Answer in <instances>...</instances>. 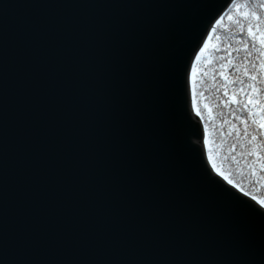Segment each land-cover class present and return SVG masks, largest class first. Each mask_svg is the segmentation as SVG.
Here are the masks:
<instances>
[{
	"label": "water",
	"instance_id": "obj_1",
	"mask_svg": "<svg viewBox=\"0 0 264 264\" xmlns=\"http://www.w3.org/2000/svg\"><path fill=\"white\" fill-rule=\"evenodd\" d=\"M229 2L0 0V264H264L261 205L192 136Z\"/></svg>",
	"mask_w": 264,
	"mask_h": 264
},
{
	"label": "trees",
	"instance_id": "obj_2",
	"mask_svg": "<svg viewBox=\"0 0 264 264\" xmlns=\"http://www.w3.org/2000/svg\"><path fill=\"white\" fill-rule=\"evenodd\" d=\"M244 1L225 13L195 61L192 96L215 170L260 203L264 200V128L259 126L264 117V44L260 43L264 0Z\"/></svg>",
	"mask_w": 264,
	"mask_h": 264
},
{
	"label": "bare ground",
	"instance_id": "obj_3",
	"mask_svg": "<svg viewBox=\"0 0 264 264\" xmlns=\"http://www.w3.org/2000/svg\"><path fill=\"white\" fill-rule=\"evenodd\" d=\"M245 3V1L244 0H230V2H229V4H227V5H225L220 11V13L218 14V16L210 23V26H209V29H208V32H207V34H206V36H205V38H204V40H203V43H202V45H201V48H200V50L202 49V47H203V45H204V43L206 42V40L208 39V37H209V39H210V35H211V32H213V31H215L214 29H216L215 27L217 26V24L223 19V17L225 16V13H227L229 10H231L232 8H234V6L237 4L238 6H242V4H244ZM238 10V9H237ZM238 11H240V10H238ZM236 19V18H235ZM222 26H226L225 24H223ZM217 30H219V29H217ZM258 44H260L259 42H257ZM199 50V51H200ZM198 58V57H197ZM197 60V59H196ZM263 66V65H262ZM195 81V80H194ZM232 102L233 103H235L236 102V99H234V97H232ZM193 113H194V115H195V118H197L198 117V120L197 121H199V123H200V125H201V128L203 129L202 130V132H204V125H203V121H202V119L198 116V115H196V113H195V105H194V101H193V103H192V114H191V117L193 118L194 117V115H193ZM201 132V133H202ZM203 135H201V137L200 138H196L194 135H193V137H195V138H193V141H194V144H196V142L198 141L199 142V145L201 144V146H202V148H203V154H204V160L206 161V163H207V166H209V168L218 176V177H221L222 179H223V182H227V183H230L229 182V180L228 179H225L221 174H219V172H217L216 170H215V167L213 166V164H212V162H211V160H210V158L208 157V153H207V150H206V148H205V146H206V141H205V132L204 133H202ZM199 139V140H198ZM198 142H197V145H198ZM233 185V184H232ZM231 186V185H230ZM236 190L237 191H239L243 196H245V197H247V198H251V199H253V201L255 202V203H257L258 205L260 204L259 202H257L254 198H252L251 196H249V195H247V194H244V192L243 191H241L239 188H236ZM261 206H263V205H261Z\"/></svg>",
	"mask_w": 264,
	"mask_h": 264
},
{
	"label": "snow or ice",
	"instance_id": "obj_4",
	"mask_svg": "<svg viewBox=\"0 0 264 264\" xmlns=\"http://www.w3.org/2000/svg\"><path fill=\"white\" fill-rule=\"evenodd\" d=\"M250 34L252 35L253 38H255V33H252V30L249 29ZM260 43L264 44V33L261 34L260 36ZM235 99V97H234ZM253 101L251 99L248 100V104H252ZM262 111H264V109H262ZM259 126L261 128H264V117L261 118V120L259 121ZM221 175H223V173H221ZM260 205H264V200H260ZM260 209L261 212H264V206L258 207Z\"/></svg>",
	"mask_w": 264,
	"mask_h": 264
},
{
	"label": "rangeland",
	"instance_id": "obj_5",
	"mask_svg": "<svg viewBox=\"0 0 264 264\" xmlns=\"http://www.w3.org/2000/svg\"><path fill=\"white\" fill-rule=\"evenodd\" d=\"M208 41H209V37H208V39L206 40V42L204 43V45H203V47H202V49L199 51V53H198V55H197V57H198V59L200 58V56L204 53V51H205V48H206V46L208 45ZM197 59V58H196ZM193 115H194V113H193ZM196 115H197V113H196ZM194 118H195V115H194ZM197 120H198V117L196 118ZM203 130V129H202ZM204 133V132H203ZM203 135V134H202ZM193 136V135H192ZM193 138H195V137H193ZM199 138V137H198ZM199 140V139H198ZM198 142V141H197ZM197 142H196V144L195 145H197ZM198 144H199V142H198Z\"/></svg>",
	"mask_w": 264,
	"mask_h": 264
}]
</instances>
